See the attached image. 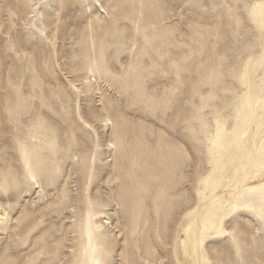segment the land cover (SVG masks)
Wrapping results in <instances>:
<instances>
[{"label":"rangeland","instance_id":"1","mask_svg":"<svg viewBox=\"0 0 264 264\" xmlns=\"http://www.w3.org/2000/svg\"><path fill=\"white\" fill-rule=\"evenodd\" d=\"M257 174L264 0H0V264H264Z\"/></svg>","mask_w":264,"mask_h":264},{"label":"bare ground","instance_id":"2","mask_svg":"<svg viewBox=\"0 0 264 264\" xmlns=\"http://www.w3.org/2000/svg\"><path fill=\"white\" fill-rule=\"evenodd\" d=\"M261 147V140L257 139L255 141V150H259ZM264 176H260L259 174L256 175L255 179L251 181L250 185V190L251 191H257L261 190L263 193V200H264ZM226 196V194H225ZM102 219L106 222H108V218L106 216H102ZM97 255L96 257L93 254V249H92V240L91 237L88 235V242H87V248L84 254L85 258V264H102V259H101V252L99 250L96 251Z\"/></svg>","mask_w":264,"mask_h":264}]
</instances>
